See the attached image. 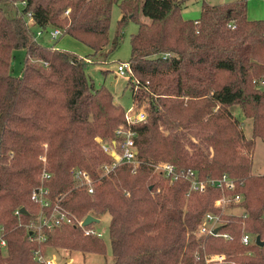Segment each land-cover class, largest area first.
Segmentation results:
<instances>
[{"label": "trees", "instance_id": "obj_1", "mask_svg": "<svg viewBox=\"0 0 264 264\" xmlns=\"http://www.w3.org/2000/svg\"><path fill=\"white\" fill-rule=\"evenodd\" d=\"M115 3L121 14L113 47L129 20L138 24L127 81L132 104L146 120L130 125L113 94L95 87L84 69L108 43ZM181 3L0 0V236L6 241L0 264H43L33 252L44 245L105 254L102 237L84 235L79 226L45 231L42 242L29 233L26 225L39 211L31 194L42 170L51 174L44 185L52 203L60 199L77 219L110 216L112 264H204L212 254L264 264V174L251 172L254 139L264 140L258 84L264 79V19L247 17L246 0L203 2L195 20L182 17ZM34 27L58 28L92 53L81 57L34 40ZM17 49L25 52L21 76L10 70ZM235 105L251 119L250 139L228 109ZM120 125L135 132L141 162L135 173L120 164L101 175L100 166L112 161L101 145H116ZM157 161L193 170L200 179L227 173L235 181L231 192L242 194V212L221 213L214 205L218 189L189 191L181 179L167 182L148 165ZM77 169L93 179L92 193L76 186ZM207 211L221 213L218 230L228 238L195 236ZM244 233L253 237L248 245L241 242Z\"/></svg>", "mask_w": 264, "mask_h": 264}, {"label": "rangeland", "instance_id": "obj_2", "mask_svg": "<svg viewBox=\"0 0 264 264\" xmlns=\"http://www.w3.org/2000/svg\"><path fill=\"white\" fill-rule=\"evenodd\" d=\"M237 0H181V15L185 19L195 20L200 17L202 3L205 2L210 5H216L220 3L234 2ZM246 12L249 19H264V0H246ZM121 10L119 5L115 3L112 7L110 26L108 30V43L103 49L89 56V60L85 64V72L88 77L91 79L95 87L104 86L112 94L114 100L120 104L124 110H129L133 106L132 93L130 85L127 81L126 76H118L116 73V67L120 62H126L130 58V38L131 35L135 34L138 29L137 21L129 20L126 25H124L119 31V42L116 46H112V43L115 40L116 31H117V21L120 18ZM141 20H145V17L140 16ZM36 31V27L33 28ZM39 42H42L48 46H53L58 49L67 50L78 56L85 57L92 53V50L82 42L76 40L75 38L69 35H61L56 39L49 38V29L45 31L40 37H38ZM25 52L23 49H17L12 52V63H11V73L14 76H21L23 68V59ZM93 62H91V60ZM105 61V62H104ZM262 86L260 83H258ZM264 89V87L262 86ZM229 111L234 117L239 120V127L243 131L245 138L250 139L251 136V119L245 117L242 114V111L238 106H230ZM138 109L134 106L132 115L135 114ZM146 114V113H145ZM146 120V119H145ZM252 167L251 172L254 175L264 174V140L260 138L254 139V149L251 153ZM162 162V161H157ZM152 173H154L152 171ZM156 174V173H154ZM238 193V192H235ZM234 193V194H235ZM230 194H233L230 192ZM240 194V193H239ZM242 195V194H241ZM48 198L52 201V199ZM187 198V197H186ZM39 206V205H38ZM186 208V205L184 206ZM242 206L239 204L230 205L224 209H220L221 213L226 214H238L242 212ZM211 212L212 215L221 217V213H214L212 211H207L206 213ZM40 213V208L38 214ZM205 213V214H206ZM205 214L201 219V222L195 231V236H199L201 226L205 225ZM35 217V218H36ZM99 219L98 222H93L95 229L100 231L102 240L105 242V254H98L89 251L83 250H70L66 248H60L52 245H44L39 247L35 252H33L34 259L38 262L43 260H51L54 264H112L113 256L110 251V238L108 234V225L110 216L104 214L101 216H94ZM33 218L32 220H34ZM30 220V222L32 221ZM29 224V223H28ZM26 228L29 230L30 234H34V227ZM37 233V230H35ZM48 230H43L41 234L34 237L38 242H42L43 238L45 239L44 232ZM40 240V241H39ZM6 247V246H5ZM5 250V249H4ZM4 250L2 253H4ZM212 255H206V258H209ZM43 263V262H40ZM44 264V263H43ZM204 264H240L239 262H233L229 259L224 260L223 262H213Z\"/></svg>", "mask_w": 264, "mask_h": 264}, {"label": "built area", "instance_id": "obj_3", "mask_svg": "<svg viewBox=\"0 0 264 264\" xmlns=\"http://www.w3.org/2000/svg\"><path fill=\"white\" fill-rule=\"evenodd\" d=\"M26 17L28 24L32 26L31 12H27ZM43 33L44 32L41 29H36L33 39L37 40L38 37H40ZM59 36H61L60 29L53 28L49 30L50 39L54 40ZM116 73L118 76H126L128 78L131 74L129 63L120 62L116 67ZM259 83L264 87V79L260 80ZM133 109L134 105L131 109L126 110V123L130 125L145 121V112L142 109H138V111L132 115L131 113L133 112ZM116 134L119 138L116 145H110L104 142L101 145L103 151L107 152L112 157V161L110 163H103L100 166L101 175H107L114 167L120 164L130 165L131 172L135 173L138 165L141 162L137 158V152L134 144V136L136 135L135 132L130 128H125L124 126L120 125ZM148 165L152 168L154 173L161 175L169 183L180 179L187 182L189 191L203 192L208 187L218 189L220 195L214 200V205L220 209H224L230 205L239 204L243 199L242 195L239 193L233 192V194H230V192L235 188V181L227 173H223L218 177L200 179L195 171L183 168L178 169L170 162H153L149 163ZM50 177L51 174L45 170H42L38 176L40 186L33 190L31 199L39 205L40 213L34 220L29 222L28 227H34L35 230L40 232L37 233L35 230H33L34 234L39 236L43 230L51 231L52 229L62 225H72L79 226L84 235H96L100 237L101 233L94 228L93 222L84 226L82 225V222L85 217L82 219H77L59 204L60 199L56 198L57 200L55 199L56 201L52 203V201L48 198L49 188L44 185V183H46ZM74 179L77 183V187L85 188L88 193L93 192L94 181L85 170H75ZM189 191L186 193V196L189 195ZM212 214L211 212L205 214V225L201 226L199 234H209L228 238V234H221L219 230L216 233H213V230L220 225L221 217L219 215L214 216ZM252 238L253 237L251 234L244 233L241 237V242L244 245H248L251 243ZM42 240H44V238ZM0 246H6V241L4 238H2V236H0ZM226 259L227 258L224 254H215L209 258H206L205 261L206 263H213L217 261L223 262L224 260L226 261ZM40 262H43L44 264H54L51 260H43Z\"/></svg>", "mask_w": 264, "mask_h": 264}, {"label": "water", "instance_id": "obj_4", "mask_svg": "<svg viewBox=\"0 0 264 264\" xmlns=\"http://www.w3.org/2000/svg\"><path fill=\"white\" fill-rule=\"evenodd\" d=\"M21 211H24V208H21L20 209ZM99 221V219H97V218H95L94 216H92V215H86V217L84 218V220H83V222H82V225H88V224H90V223H92V222H98ZM218 227L217 228H215L214 230H213V233H216L217 231H218ZM255 241H256V244L257 245H262L263 244V241H261L260 240V237L257 235L256 237H255Z\"/></svg>", "mask_w": 264, "mask_h": 264}]
</instances>
